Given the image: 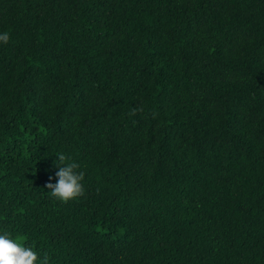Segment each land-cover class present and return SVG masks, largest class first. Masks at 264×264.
Here are the masks:
<instances>
[{"label":"trees","instance_id":"1","mask_svg":"<svg viewBox=\"0 0 264 264\" xmlns=\"http://www.w3.org/2000/svg\"><path fill=\"white\" fill-rule=\"evenodd\" d=\"M0 32V231L48 264H264V0H0Z\"/></svg>","mask_w":264,"mask_h":264},{"label":"clouds","instance_id":"2","mask_svg":"<svg viewBox=\"0 0 264 264\" xmlns=\"http://www.w3.org/2000/svg\"><path fill=\"white\" fill-rule=\"evenodd\" d=\"M9 41L8 32H0V42ZM53 161L54 175H49L46 184L51 197L61 202L75 200L85 192V172L80 164L71 157L57 155ZM26 238L9 230L0 231V264H48L46 257H41L37 250L25 242Z\"/></svg>","mask_w":264,"mask_h":264}]
</instances>
